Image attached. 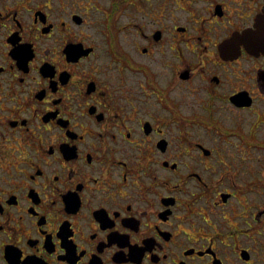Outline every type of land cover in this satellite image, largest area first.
Listing matches in <instances>:
<instances>
[{"label": "flooded vegetation", "instance_id": "1", "mask_svg": "<svg viewBox=\"0 0 264 264\" xmlns=\"http://www.w3.org/2000/svg\"><path fill=\"white\" fill-rule=\"evenodd\" d=\"M263 25L264 0H0V264H264Z\"/></svg>", "mask_w": 264, "mask_h": 264}, {"label": "rangeland", "instance_id": "2", "mask_svg": "<svg viewBox=\"0 0 264 264\" xmlns=\"http://www.w3.org/2000/svg\"><path fill=\"white\" fill-rule=\"evenodd\" d=\"M253 149L256 150L257 157L252 158L251 163L259 173L264 174V147L257 146ZM254 187H256V192H254V194H249L247 196L240 195L241 199L246 201L250 197L251 200H254V204H264V189L259 184L255 185ZM215 198L216 195L212 194V199Z\"/></svg>", "mask_w": 264, "mask_h": 264}, {"label": "water", "instance_id": "3", "mask_svg": "<svg viewBox=\"0 0 264 264\" xmlns=\"http://www.w3.org/2000/svg\"><path fill=\"white\" fill-rule=\"evenodd\" d=\"M257 35L258 36L260 35L264 39V25H263V28L261 29V31L259 33H257ZM262 41H263V49H264V40H262Z\"/></svg>", "mask_w": 264, "mask_h": 264}]
</instances>
